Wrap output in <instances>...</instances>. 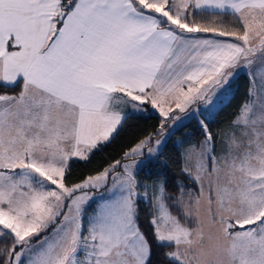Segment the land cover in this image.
I'll use <instances>...</instances> for the list:
<instances>
[{"label":"snow or ice","instance_id":"obj_1","mask_svg":"<svg viewBox=\"0 0 264 264\" xmlns=\"http://www.w3.org/2000/svg\"><path fill=\"white\" fill-rule=\"evenodd\" d=\"M0 264H264V0H0Z\"/></svg>","mask_w":264,"mask_h":264},{"label":"trees","instance_id":"obj_2","mask_svg":"<svg viewBox=\"0 0 264 264\" xmlns=\"http://www.w3.org/2000/svg\"><path fill=\"white\" fill-rule=\"evenodd\" d=\"M239 99H240V96H239V94H238L237 97H236V99L233 100V105L238 104ZM228 111H231V109H229ZM225 115H227V112L224 113V114H222V116H221L220 118L222 119ZM138 123L140 124V126H141L142 128H149V127H151L152 125H154V124L156 123V121H155L154 119H153V120H150V121H143V120H141V121H138ZM177 135H180V134L178 133ZM99 163H100V164H103L104 161L101 160Z\"/></svg>","mask_w":264,"mask_h":264}]
</instances>
